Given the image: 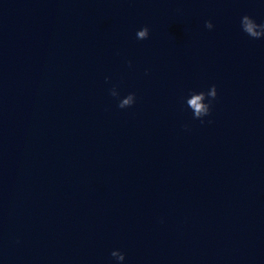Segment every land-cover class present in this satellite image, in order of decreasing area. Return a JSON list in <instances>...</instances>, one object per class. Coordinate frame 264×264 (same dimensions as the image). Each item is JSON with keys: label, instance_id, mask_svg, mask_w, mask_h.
I'll return each instance as SVG.
<instances>
[{"label": "clouds", "instance_id": "clouds-1", "mask_svg": "<svg viewBox=\"0 0 264 264\" xmlns=\"http://www.w3.org/2000/svg\"><path fill=\"white\" fill-rule=\"evenodd\" d=\"M205 27L211 30L214 25L211 21L205 22ZM241 28L244 33H246L252 39H261L264 38V23H256V21L250 17L249 15H244L241 18ZM150 30L147 26L140 28L136 32V38L138 40H146L149 38ZM131 62H129L130 64ZM106 81L109 78H105ZM110 95L113 97H119V93L116 90V87L113 86L110 89ZM190 98H187L186 104L192 110L193 117L195 119H200L203 123V117L210 115L212 101L217 97V89L215 85H212L211 88L207 92H191ZM207 99L208 102H205ZM136 102V94L129 93L127 96L123 97L119 100L118 107L121 109L131 107ZM111 256L114 257L118 262H122L125 260L124 253L114 250L111 252Z\"/></svg>", "mask_w": 264, "mask_h": 264}]
</instances>
